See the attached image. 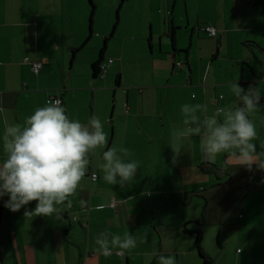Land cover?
Here are the masks:
<instances>
[{"label": "crops", "instance_id": "1", "mask_svg": "<svg viewBox=\"0 0 264 264\" xmlns=\"http://www.w3.org/2000/svg\"><path fill=\"white\" fill-rule=\"evenodd\" d=\"M98 2H108V13L94 26L88 0H0V162L5 126L23 125L59 96L69 119L97 116L107 147L132 152L117 155L139 161L136 176L123 188L105 182L106 149H96L88 168L98 180L84 177L61 215L25 217L35 201L12 212L0 198V264H157L160 254L203 264L186 227L200 228L215 264H264V172L231 166L225 154L204 162L200 136L184 141L175 160L170 147L172 130L185 127L183 104H206V114L196 113L202 119L242 106L230 90L237 81L261 92L250 119L264 153V0H96V9ZM210 25L217 38L204 29ZM102 49L106 70L96 77ZM101 232L109 240L129 232L137 246L106 257L96 251Z\"/></svg>", "mask_w": 264, "mask_h": 264}, {"label": "clouds", "instance_id": "2", "mask_svg": "<svg viewBox=\"0 0 264 264\" xmlns=\"http://www.w3.org/2000/svg\"><path fill=\"white\" fill-rule=\"evenodd\" d=\"M230 90L242 101V106L217 108L203 119L196 113L206 114V104L181 106L185 127L172 130L173 160L180 155L184 141L200 136L204 162L214 164L217 156L225 154L231 166L264 172V153L257 152L254 141L258 133L250 119L260 109L261 92L252 85L245 91L237 81L231 83ZM220 116L223 122H218ZM2 140L6 158L0 162V198L8 197L4 207L12 212L35 201L34 209L25 208V217L59 216L65 204L70 208L72 200L69 198L77 194L88 170L89 154L96 149H106L102 153L104 163L99 168L103 173L101 178L111 185L130 186L139 167V161L125 162L117 155L119 151L124 157L132 156L128 148L107 147L108 135L97 116H91L87 124L69 119L59 100H50L44 107L37 108L25 118L23 125H6ZM88 203L80 199L81 210L86 211ZM103 207V204L97 205L96 211ZM108 236L109 233L101 232L95 239L96 251L106 257L114 250H131L138 243L129 232L124 233L123 239L111 234L109 240ZM144 242V238L139 239V243ZM157 264H176L175 256L160 254Z\"/></svg>", "mask_w": 264, "mask_h": 264}, {"label": "trees", "instance_id": "3", "mask_svg": "<svg viewBox=\"0 0 264 264\" xmlns=\"http://www.w3.org/2000/svg\"><path fill=\"white\" fill-rule=\"evenodd\" d=\"M89 2H90V6H91L90 17H91V21H92L94 13H95V10H96V3H95L94 0H89ZM173 32H174V30H173ZM207 34H208V32H207ZM111 35H112V33L110 34V37H111ZM209 36L212 37V38H217L219 36V34H218L217 37L211 36V35H209ZM172 37H174L173 33H172ZM108 40H109V38L107 37L105 39V44H106V42ZM84 45L85 44H83L80 48L75 49V51L81 49ZM103 52H104V49H102L100 57L92 65L93 66V73H94V76H96V77L101 75L102 62H103V58H104ZM85 177H89V176L85 175ZM185 230L187 232H189V233H195V235H196V245H197V248H198V251H199L200 255L202 256L203 264H215L214 259L207 255V253L205 252V250H204V248L202 246V231L200 230V228H196V231H195V230H191V229L186 227Z\"/></svg>", "mask_w": 264, "mask_h": 264}, {"label": "built area", "instance_id": "4", "mask_svg": "<svg viewBox=\"0 0 264 264\" xmlns=\"http://www.w3.org/2000/svg\"><path fill=\"white\" fill-rule=\"evenodd\" d=\"M204 29H205V30L208 32V34L211 35V36H215V37H217L218 34H219L217 28H215L214 26H211V25H210V26H206ZM109 62H112V59H109ZM178 65L180 66V65H181V62H178ZM41 67H42V62L38 60V61H36V62L33 63L32 69H33V71H34L35 73H38V72L40 71ZM105 68H106V65H105V64H102L101 75H102V73L106 70ZM50 100H59V101L61 102L62 106L64 107V105H63V100H62L61 97H59V96H51V97H49V98L47 99V103H48V101H50ZM86 175H88L92 181H97L98 178H99L98 173L95 172V171H93L92 169H89V168H88V170H87ZM111 206H112V207H115V202H114V201L111 202ZM240 216H242V214H240ZM87 225H88V224H86V223L84 224L85 227H87ZM118 252H119V253H122L121 251H118Z\"/></svg>", "mask_w": 264, "mask_h": 264}, {"label": "rangeland", "instance_id": "5", "mask_svg": "<svg viewBox=\"0 0 264 264\" xmlns=\"http://www.w3.org/2000/svg\"><path fill=\"white\" fill-rule=\"evenodd\" d=\"M94 1H96V0H94ZM88 6H89L90 12H91V6H90L89 0H88ZM116 11H117V9L114 10V15H113L114 19H116ZM107 13H108V2H105V3L98 2V8L96 9L95 15L93 16L94 26L98 25L99 22L105 23L106 22V18H107ZM89 20H90V18H89ZM88 22H90V21H88ZM88 25H89V23H88ZM94 36L95 37L97 36V32L94 33ZM207 239H208L209 242L213 241V237L212 236L211 237L207 236Z\"/></svg>", "mask_w": 264, "mask_h": 264}]
</instances>
